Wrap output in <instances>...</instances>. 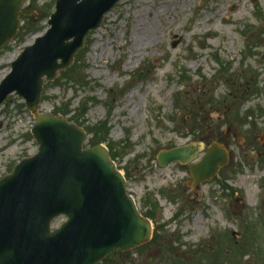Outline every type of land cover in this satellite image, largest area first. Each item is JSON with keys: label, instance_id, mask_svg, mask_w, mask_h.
Here are the masks:
<instances>
[{"label": "rangeland", "instance_id": "1", "mask_svg": "<svg viewBox=\"0 0 264 264\" xmlns=\"http://www.w3.org/2000/svg\"><path fill=\"white\" fill-rule=\"evenodd\" d=\"M55 1L24 4L0 48V82L45 34ZM61 109L86 132L85 148H108L155 229L152 246L102 264H264V0H120L71 68L44 83L38 112ZM34 123L17 96L0 106V179L37 153ZM211 143L228 163L200 186L188 165L157 162L189 144L201 157Z\"/></svg>", "mask_w": 264, "mask_h": 264}, {"label": "water", "instance_id": "2", "mask_svg": "<svg viewBox=\"0 0 264 264\" xmlns=\"http://www.w3.org/2000/svg\"><path fill=\"white\" fill-rule=\"evenodd\" d=\"M27 0H0V48L18 33ZM119 0H56L49 29L24 48L0 83V105L11 94L35 115L32 136L37 153L23 159L0 180V264H98L115 251L135 249L151 239L152 226L127 194L125 178L108 150L84 149L85 132L62 116L38 114L43 84L69 69ZM197 145L160 152L157 161L190 164ZM227 163V154L211 145L190 165L196 184L209 181ZM65 217L58 228L52 222Z\"/></svg>", "mask_w": 264, "mask_h": 264}, {"label": "bare ground", "instance_id": "3", "mask_svg": "<svg viewBox=\"0 0 264 264\" xmlns=\"http://www.w3.org/2000/svg\"><path fill=\"white\" fill-rule=\"evenodd\" d=\"M164 0H157L158 3H162ZM150 37V35L147 32H143L141 35H139L138 37V42H145L148 38ZM135 42V46H139V43ZM199 223V219L196 218L194 221V224Z\"/></svg>", "mask_w": 264, "mask_h": 264}, {"label": "trees", "instance_id": "4", "mask_svg": "<svg viewBox=\"0 0 264 264\" xmlns=\"http://www.w3.org/2000/svg\"><path fill=\"white\" fill-rule=\"evenodd\" d=\"M54 114H61V115L65 116L64 111L62 109L61 110H55L54 111ZM111 159L114 161V159L112 158V156H111Z\"/></svg>", "mask_w": 264, "mask_h": 264}, {"label": "flooded vegetation", "instance_id": "5", "mask_svg": "<svg viewBox=\"0 0 264 264\" xmlns=\"http://www.w3.org/2000/svg\"><path fill=\"white\" fill-rule=\"evenodd\" d=\"M150 246H152V245H150Z\"/></svg>", "mask_w": 264, "mask_h": 264}]
</instances>
